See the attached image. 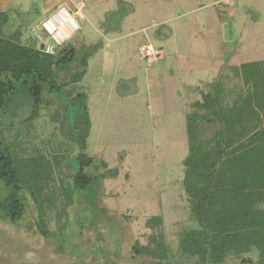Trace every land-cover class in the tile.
Returning <instances> with one entry per match:
<instances>
[{
	"label": "rangeland",
	"instance_id": "obj_1",
	"mask_svg": "<svg viewBox=\"0 0 264 264\" xmlns=\"http://www.w3.org/2000/svg\"><path fill=\"white\" fill-rule=\"evenodd\" d=\"M81 1L85 18L78 20L77 31L62 9L49 18L33 11L5 21L1 36L22 46L51 52L68 45H98L99 50L90 57L85 77L65 95L44 94L48 104L31 130L23 123L29 110L23 109L18 119L0 113V133L12 125L21 127L26 156L38 151L69 165L56 178L60 194V185L72 188L81 154L77 134L71 126L62 128L61 104H70L69 95L86 94L92 127L85 154L106 164L100 171L90 170L106 178L92 195L75 197L67 218L51 222L58 233L66 221L65 253L57 241L37 233L31 202L20 224L0 220V264H153L134 259L130 250L136 242L147 244L152 233L147 222L153 216L162 217L166 241L174 250L167 264H196L179 249L183 233L193 227L184 187L187 108L213 91L227 112L239 94L251 91L257 73L263 78L258 92L264 95V0ZM61 13L65 25L51 24V29L58 27L51 35L44 24ZM148 42L164 50L158 66L141 59L139 49ZM80 71L75 65L70 69ZM70 72L61 73L62 82ZM204 134L211 137L213 129L205 128ZM263 237L253 233L250 239L256 244ZM248 256L259 263L258 248ZM239 262L229 258L225 264Z\"/></svg>",
	"mask_w": 264,
	"mask_h": 264
},
{
	"label": "trees",
	"instance_id": "obj_2",
	"mask_svg": "<svg viewBox=\"0 0 264 264\" xmlns=\"http://www.w3.org/2000/svg\"><path fill=\"white\" fill-rule=\"evenodd\" d=\"M1 33L0 113L4 118L18 119L19 112L28 109L23 123L31 130L48 104L44 94L65 95L71 84L85 77L88 61L99 46L68 45L45 52L16 44ZM74 65L81 68L79 73L70 72ZM63 71L70 72L67 82L61 80ZM257 77L259 73L251 91L239 94L227 112H223L219 95L213 91L187 108L189 154L183 162L184 187L193 227L183 233L179 249L196 264H225L229 258L240 259L239 264L264 263V237L256 244L250 239L253 233L264 236V95L258 92L263 78ZM68 100V106L61 104L65 109L62 128L71 126V132L77 134L81 154L72 188L60 185V194L55 190L56 178L69 165L52 162L51 154L38 151L26 156L21 127L12 125L0 133V220L20 224L31 202L37 213V233L45 240L57 241L62 253L66 221L58 233L51 230V222L67 218L75 197L92 195L91 190L106 178L104 173L90 172L100 171L106 164L85 154L92 127L88 96L69 95ZM207 127L213 129L211 137H205ZM147 226L152 233L146 245H132L133 258L169 263L174 250L166 241L162 217H151ZM256 248L259 263L248 256Z\"/></svg>",
	"mask_w": 264,
	"mask_h": 264
},
{
	"label": "crops",
	"instance_id": "obj_3",
	"mask_svg": "<svg viewBox=\"0 0 264 264\" xmlns=\"http://www.w3.org/2000/svg\"><path fill=\"white\" fill-rule=\"evenodd\" d=\"M76 2L73 0H0V31L6 29L7 24H5V21L10 22L17 13L30 14L33 11L39 15L47 13L46 18H49L59 9L66 11L68 8L73 11Z\"/></svg>",
	"mask_w": 264,
	"mask_h": 264
},
{
	"label": "built area",
	"instance_id": "obj_4",
	"mask_svg": "<svg viewBox=\"0 0 264 264\" xmlns=\"http://www.w3.org/2000/svg\"><path fill=\"white\" fill-rule=\"evenodd\" d=\"M85 9H86L85 2L78 1L75 4L73 14L72 13L70 14L69 12L64 10V12L66 13V15L69 19L70 27L72 29H74V31L79 30L78 20H83L85 18L84 17ZM53 20H54L55 24H57L56 26H58V27H60V29H62L61 26L65 25L63 22L66 19L64 18V16L61 13V15L59 17L55 16L44 24V28L51 35H53L54 32L58 29V27H56V26H52L53 29H51L50 25H51V22ZM64 33L67 35V38H70L71 35H68L65 31H64ZM139 51H140L141 59L144 60L149 65L158 66L161 63V61L164 60V50L156 48L153 44H151L149 42L146 44H143L140 47Z\"/></svg>",
	"mask_w": 264,
	"mask_h": 264
},
{
	"label": "water",
	"instance_id": "obj_5",
	"mask_svg": "<svg viewBox=\"0 0 264 264\" xmlns=\"http://www.w3.org/2000/svg\"><path fill=\"white\" fill-rule=\"evenodd\" d=\"M49 46H45V48H48ZM49 49H50V47H49ZM53 49V52H55L56 51V48H52Z\"/></svg>",
	"mask_w": 264,
	"mask_h": 264
},
{
	"label": "bare ground",
	"instance_id": "obj_6",
	"mask_svg": "<svg viewBox=\"0 0 264 264\" xmlns=\"http://www.w3.org/2000/svg\"><path fill=\"white\" fill-rule=\"evenodd\" d=\"M55 22H54V20L51 22V24H54Z\"/></svg>",
	"mask_w": 264,
	"mask_h": 264
}]
</instances>
